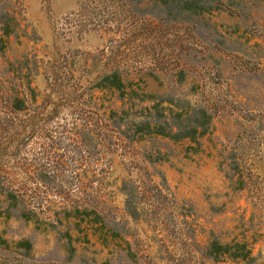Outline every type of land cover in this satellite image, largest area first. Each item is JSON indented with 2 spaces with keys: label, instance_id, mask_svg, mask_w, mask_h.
Segmentation results:
<instances>
[{
  "label": "rangeland",
  "instance_id": "obj_1",
  "mask_svg": "<svg viewBox=\"0 0 264 264\" xmlns=\"http://www.w3.org/2000/svg\"><path fill=\"white\" fill-rule=\"evenodd\" d=\"M0 264H264V0H0Z\"/></svg>",
  "mask_w": 264,
  "mask_h": 264
},
{
  "label": "trees",
  "instance_id": "obj_2",
  "mask_svg": "<svg viewBox=\"0 0 264 264\" xmlns=\"http://www.w3.org/2000/svg\"><path fill=\"white\" fill-rule=\"evenodd\" d=\"M142 125V124H141ZM141 125H139V126H141ZM149 125V124H148ZM161 131V130H160ZM194 131V130H193ZM161 134H163V135H165V136H168L166 133H162V131H161ZM171 134V133H170ZM172 135V134H171ZM125 137L126 138H128L129 136H127V135H125ZM128 140H130L129 138H128ZM104 241H105V239H104ZM87 242H89V240H87ZM106 242V241H105ZM26 248H30V245L28 244L27 245V247Z\"/></svg>",
  "mask_w": 264,
  "mask_h": 264
}]
</instances>
